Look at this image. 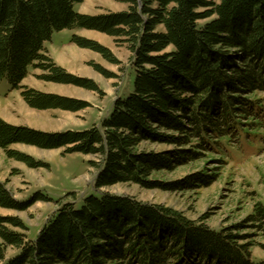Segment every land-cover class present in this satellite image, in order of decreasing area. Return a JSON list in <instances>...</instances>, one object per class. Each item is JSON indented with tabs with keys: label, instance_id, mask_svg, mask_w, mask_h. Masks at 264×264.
I'll return each instance as SVG.
<instances>
[{
	"label": "trees",
	"instance_id": "obj_1",
	"mask_svg": "<svg viewBox=\"0 0 264 264\" xmlns=\"http://www.w3.org/2000/svg\"><path fill=\"white\" fill-rule=\"evenodd\" d=\"M127 10L89 16L74 11L84 0H0V82L20 87L30 68L56 84L98 91L94 82L66 73L47 56L52 33L97 31L126 43L131 53L129 87L96 126L60 133L15 127L0 119V149L28 168L47 167L13 145L63 149L96 156L95 190L117 184L175 192L207 187L200 172L181 183L152 175L214 156L243 157V146L264 141V0H118ZM160 28V30H157ZM71 43L98 53L111 64L109 49L72 36ZM106 78L114 77L94 65ZM35 110L76 112L79 100L24 90ZM165 132V133H163ZM143 142L178 146L169 152H140ZM190 147V148H189ZM264 150V149H263ZM37 201H16L0 182V209L23 212ZM254 229L264 237V203L234 225L213 229L200 219L132 197L96 193L79 208L62 203L34 240L18 217L0 216V264H264L251 256ZM12 251L11 255L8 252Z\"/></svg>",
	"mask_w": 264,
	"mask_h": 264
},
{
	"label": "rangeland",
	"instance_id": "obj_2",
	"mask_svg": "<svg viewBox=\"0 0 264 264\" xmlns=\"http://www.w3.org/2000/svg\"><path fill=\"white\" fill-rule=\"evenodd\" d=\"M127 5L118 0H84L74 5V11L89 16L124 12ZM157 30H160L158 28ZM93 40L110 50L118 61L111 64L98 53L71 43L72 36ZM47 56L66 73L91 80L98 91L74 85L43 81V72L30 68L20 87L12 90L6 79L0 82V119L15 127H27L42 133L85 130L98 125L111 109L118 95L126 94L129 87L127 75L130 71L131 53L126 43L97 31L71 29L52 33L44 43ZM99 65L114 77L106 78L94 69ZM24 90H35L45 94L71 98L84 102L87 107L76 111L59 109L35 110L21 96ZM165 133V132H163ZM264 134V131L261 132ZM264 149V141L259 143ZM190 148V147H189ZM256 147L243 146V157L230 155L222 163L214 156L186 162L173 171L152 175V179L169 183H181L189 176L204 172L208 178L214 175L207 187L190 188L175 192L159 189H144L137 185L117 184L95 190L93 187L97 169L87 162H99L96 156L78 153L63 154V149L46 150L35 146L13 145L9 149L30 156L47 167L28 168L24 164L7 158L0 149V182L5 184L16 201H28L34 194H41L47 201H37L23 212L0 209V216H15L29 228L27 236L34 240L39 229L54 214L62 203H73L79 208L83 199L96 193H108L132 197L136 201L159 205L178 211L190 220L202 219L207 226L221 229L243 221L252 212L254 203H264V150L256 153ZM181 149L174 145L143 142L140 152H169ZM241 235H250L251 256L264 260V237L254 229L245 228ZM12 251L8 252L11 255Z\"/></svg>",
	"mask_w": 264,
	"mask_h": 264
}]
</instances>
